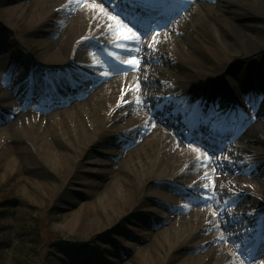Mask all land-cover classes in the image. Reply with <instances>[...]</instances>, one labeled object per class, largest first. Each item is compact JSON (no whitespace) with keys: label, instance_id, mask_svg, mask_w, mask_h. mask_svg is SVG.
<instances>
[{"label":"bare ground","instance_id":"obj_1","mask_svg":"<svg viewBox=\"0 0 264 264\" xmlns=\"http://www.w3.org/2000/svg\"><path fill=\"white\" fill-rule=\"evenodd\" d=\"M10 1L12 0H0V6H4L1 13L19 24L28 23L27 25L30 27L40 25L43 21L55 19L60 26L61 24L64 26L61 31L58 29L57 33L55 32L52 39L36 40V44H34L36 57L43 58L45 62L37 60L34 67L31 66V61H25L23 55H17L16 58L12 55L0 58V79L2 74L4 76L8 73L7 78L10 81L8 85L12 89L10 94L2 93L0 85V118L5 119L0 123L6 122L8 125L0 129V132L18 129L19 132L33 130L38 133L40 131L50 136H57L60 133L62 136L68 134L64 140L70 151L68 150L65 154H57L58 162L54 163L59 164L64 161L67 163V160H70L71 163L74 155L80 156L78 153L76 154V150L87 145L98 144L109 130H120L127 134V137L135 134L136 139L139 140L141 129L153 127L151 128L152 132L143 137L135 148L133 152L136 155L135 167L129 171L143 184L141 189L144 188L152 196L161 197L165 201L177 202L179 200L178 203H183V205L178 204L179 208H185L191 212L185 217L177 218L166 233L159 235L156 241H153L155 242L154 255L148 257L146 264H251L257 254L260 253L264 257V236H260L263 241L261 242L259 238L261 244L255 254L250 249L251 245L243 243V241H247L248 237L255 236L253 231L245 230L248 229L249 224L257 226L258 232L264 235V146L258 147L264 142L262 117L261 119L259 117L257 125L241 138H238L237 135L232 140L231 129L224 128L226 136H229L230 139L213 144L211 139H204L206 130L210 132L208 136H212L215 129L211 126L208 127L201 118L204 107L199 100L196 98L189 100V96L186 99L179 93L168 90H164V92L155 90L149 95H146L142 88L137 91L140 79L136 76L139 73H134L133 69L139 68V65L134 66L128 63L133 58L143 62H149L148 58H150L157 63L160 58L157 52L154 55L155 50H162V46L167 47L169 42L174 46L165 52L172 59L170 70H173V73H168L179 78L182 74L181 69H206L204 61L212 59L215 52L210 43L223 49L224 54H235L239 51L247 54L253 53L260 49L259 43L264 47V35L261 31L256 30V27L264 28V24L258 23L262 17L261 11H264V2L256 0H236L234 3L227 0H171L169 4H166L167 12L153 13L154 17L150 16V22L142 28L144 31L153 29L155 34L152 37L159 41L150 50H147L145 45L137 44L135 40L123 39L121 34L115 31L116 21L109 18V15L114 16L113 13L109 11V8L101 11L102 6L99 2L48 0L44 3H31L23 8H20L21 6L17 8L5 7ZM213 1L218 5L214 6L209 3ZM81 2L83 6H80ZM143 2L140 4L148 7L152 6L155 0ZM57 5L60 6L57 7ZM195 5L199 7L197 11L194 8ZM61 11H67L68 16L58 19L57 16H61ZM198 11L199 13H197ZM178 14L184 15V19L179 22L176 21ZM157 19L162 21L156 24ZM126 25L131 29L128 24ZM165 27H169L166 32L163 30ZM32 29L34 28L32 27ZM157 32H159V36L156 35ZM2 37L0 36V49L5 50L8 46V48L11 47V50L13 49L12 53L14 51L17 53L18 50L5 42L6 39ZM90 43L92 46L89 45ZM114 48L119 50H112ZM205 48L208 49V53H205ZM134 49H139V52L137 53ZM105 55L119 65V68H114L122 74L117 76L101 71L102 68L105 70L111 68V64L104 57ZM80 57L82 59H79ZM100 57H104V60H101ZM69 59L94 62V71L92 72L99 74L95 82L98 84L103 80L108 81L99 89H95L94 93L87 96L86 100L81 101V98L87 95L89 88H94L96 83L93 82L92 85L88 82L89 79H85L88 82V87L78 89V84L71 85L66 80L65 84L75 87L67 97L62 93L59 97V94L56 93L58 87L55 85L60 86L58 83L61 81L60 78L45 77L52 73H60L63 64ZM212 63V65H216V62ZM257 63L260 65L251 69L252 78L264 76L263 60L258 58ZM32 67L33 71L28 69ZM215 69L217 70L212 75L205 74L206 72L201 70L202 79L197 84L194 82L193 86L201 84L204 88L206 86L214 89L217 78H228L231 75L227 63H221L220 67ZM217 71H219L218 76ZM87 72H91V70ZM80 73L82 74L81 70L69 71L63 77L66 79L68 76L73 77ZM232 75L237 78L242 76V74H236L234 70ZM112 76L117 77L111 80ZM153 80L152 82H154ZM207 82L208 85H206ZM254 82L255 79H253ZM188 84L190 83H186V86ZM189 91L190 89L186 88L185 92L189 93ZM77 100L80 101L77 102ZM125 101H129V105L123 108ZM156 101L159 103L155 105L154 111L148 112L153 114L149 117L148 108L153 106V102L156 103ZM1 105H4L2 107L5 109ZM29 108H35L40 114H31L30 112L23 114L22 117L17 116L21 110L29 111ZM156 108H158L157 112H155ZM140 109H146V111L142 112ZM213 113L211 111L210 115L212 116ZM127 114L131 115L124 118ZM116 120H124V122L117 125ZM162 121L167 129L160 125ZM175 123L177 124L175 125ZM19 124H23L24 127H20ZM134 124L136 126H133ZM70 126L73 129L71 133L67 130V127ZM141 126L143 127L140 128ZM180 126L181 133H183V129L192 133L190 137L183 136L180 139L184 145L178 144L179 140L176 139L174 133L168 131L173 127H178L180 130ZM237 139H241V141L237 142ZM4 140L5 138L2 139L3 142ZM198 140H206L204 142L207 147L212 148L216 155L217 151L219 152L218 156L220 157L215 160L218 163L215 169L216 175L211 167L203 162V160L208 161L213 158L209 159L207 152L205 153V150L198 145ZM228 141L237 142L233 144L235 150L228 149L230 145ZM50 148L55 147L50 145ZM224 149V152H220ZM229 150L233 154L229 155L231 153ZM224 153H228V156H223ZM237 156L239 157L235 160L237 163H233L234 160H229ZM222 172L226 173L222 174ZM242 174L244 176H241ZM113 175L115 176V173ZM155 178L156 181H161L162 178L175 179L186 187H190L191 184L193 186L203 184L201 188L208 189V191L202 196L206 199L207 205H212L195 209L180 197L177 198L175 193L178 190L175 193L173 190L169 193L159 188H153L152 184L156 185V181L155 183L150 182ZM197 180L199 181L197 182ZM213 181H215L214 185ZM206 185L207 187H205ZM133 188L135 191L132 190L131 193L125 189L121 193L111 195L109 199L118 204L142 205L141 194L135 185H132L130 189ZM214 189L215 191H213ZM235 190L254 194L253 196L245 195L248 200L237 205L242 211L244 207L250 209L247 216H242L245 214L244 211L241 212V215L240 213L236 215L234 212L237 199L241 196ZM229 206L231 208H228ZM166 207L170 208H168V216L164 222L175 218L173 214L179 210L173 204L166 205ZM232 220L237 224L234 228L228 224ZM72 224L86 230L90 227L82 221L80 215L76 216ZM241 225L242 234H233V229L236 231ZM212 226H216L217 230L208 234L207 229ZM228 240L230 244L225 243ZM187 246L191 251L199 250L201 253L196 256L181 255L183 248ZM236 249L244 260L237 261ZM84 261L85 258L81 256L76 264H84ZM260 264H264V261Z\"/></svg>","mask_w":264,"mask_h":264},{"label":"rangeland","instance_id":"obj_2","mask_svg":"<svg viewBox=\"0 0 264 264\" xmlns=\"http://www.w3.org/2000/svg\"><path fill=\"white\" fill-rule=\"evenodd\" d=\"M46 1L48 0H12L5 7L17 8L21 6L20 8H23L31 3L38 4ZM227 1L234 3L236 0ZM256 1L264 2V0ZM98 2H100L103 10L108 7L106 2ZM209 3L214 6L218 5L215 1ZM60 5H57V7ZM2 7L4 6H0V36H3L2 38L6 39L5 42L15 47L18 52L15 53L14 51L12 53L13 49L11 50V47L8 48L7 46L5 50L0 49V58L2 56L7 58L11 55L16 58L17 55H23L25 61H31V66H34L37 60L45 62L43 58L38 59L36 57L34 46L36 40L52 39L55 32L57 33L58 29L61 31L64 25L61 24L60 26L55 19H50L47 22L43 21L37 26L29 27L28 23L22 25L14 19L2 15ZM194 8L197 11L199 7L195 5ZM261 14L262 17L258 23L262 25L264 24V11H261ZM60 15L57 16L58 19L68 16V12L61 11ZM113 15L116 16L115 13ZM183 19L184 15L178 14L176 21L179 22ZM168 28H164V32L168 31ZM256 30L261 31L264 35V28L259 29L256 27ZM153 34L154 32H151V35L147 38L141 35L143 38L141 44L145 45L147 50H150L149 45L153 44ZM96 43L98 44V42ZM167 44V47L162 46V50H155L154 55L157 52L160 58L157 63L153 62V59H150L149 62L140 61L139 68L133 69L134 73H139L136 76L140 79L139 86L136 88L137 91L142 88L145 90L146 95H149L155 90L157 92L168 90L179 93L186 99L189 96V100L196 98L204 107L201 113L203 121H205L206 116H209L207 119L208 126L213 127L215 131L221 130L222 132L224 128L231 129L232 134L230 137H232V140L237 135L238 138H241L253 129L259 122V117L260 119L262 117L264 122V76L252 78V74H250L251 69L253 70L260 65L257 63L258 58L264 62V47L260 43V49L250 54L243 51L235 54H224L223 49L210 43L215 52L212 59L204 61L206 62V69H181L182 74L179 78L174 77L175 75L171 76V73H173V70H170L172 59L165 52L168 48L172 49L174 45L169 42ZM117 49L112 50L116 51ZM205 53H208L207 48H205ZM103 58L101 60H104ZM25 61L23 62L25 63ZM212 62H216V65H212ZM93 63L69 59L63 64L60 73H52V75L45 78H60L59 88L63 89L60 93L67 97L71 94V91L70 86L65 84L64 81H69L71 85L78 83L79 89L87 88L88 82L92 85L93 82L96 83L95 80L99 74L92 72L94 71ZM221 63L229 64L231 75L228 78H217L214 89L206 86L204 88L201 84L193 86L194 82L197 84L202 79L201 70L206 72L205 74L212 75L217 70L215 68L220 67ZM114 67L117 66L111 63V68L107 70L102 68L101 71L110 72L112 75L117 76L122 74ZM28 69L33 71V67ZM78 70H81L83 75L80 73L64 79L63 76L69 71L77 72ZM88 70H91V72H87ZM233 70L238 75L242 74L241 78L234 77L232 75ZM216 74L218 76L219 71ZM117 76H112L111 80ZM1 77V79L5 78L4 80L0 79L1 92L10 94L12 89L8 85V82H10L7 78L8 73L4 76L2 74ZM85 79H89L88 82ZM152 79H154V82H152ZM253 79H255L254 83ZM106 81L108 80L100 81L93 86L94 88H89L87 95L83 96L81 101L86 100L87 96L92 95L94 90L99 89ZM186 83L190 84L186 86ZM206 85H208V82ZM186 88L190 89L189 93L185 92ZM157 103L159 102H153L154 105L148 108L147 113L154 111ZM128 105L129 101H125L123 108L128 107ZM140 110L142 112L146 111V109ZM157 110L158 108L155 112ZM211 111L214 112L212 116L210 115ZM30 112L31 114H40L35 108H29V111L21 110L17 113V116L22 117L23 114H29ZM148 114L149 117L153 115L152 113ZM130 115L127 114L124 118H128ZM224 119L230 121L228 125L223 123ZM2 120L5 119L0 118V122ZM116 121L117 125L122 121L124 122V120ZM160 125L164 127V121ZM7 126L6 122L0 123V129ZM19 126L24 127L23 124H19ZM133 126H136V124ZM67 128L70 133L73 132L71 126ZM151 128L141 129L139 140L136 139L135 134L127 137V134L122 133L120 130H109L104 138L99 140L98 144L87 145L76 150V154L78 153L80 156L76 157L77 155H74L75 157H73L71 163L70 160H67V163L64 161L59 162V164L54 163L55 161L58 162V159L56 160L57 154H65L69 150L64 140L68 134L62 136V133H60L57 136H50L33 130L20 131V133L18 129L15 131L10 129L4 131V133L0 132V264H76L81 256L85 258L84 264H146L148 257L154 255L155 242L153 241H156L159 235L166 233L177 218L185 217L191 212L185 208L180 209L178 204L183 205V203H178L179 200L177 202L165 201L161 197L152 196L144 188L141 189L143 184L129 171L135 167L136 155L133 154L135 148L143 137L152 132ZM168 131L174 133L176 139L179 140L178 144L184 145L180 140L183 136L178 134V127L168 129ZM226 137L230 139L229 136ZM1 138H5L4 142ZM236 141L240 142L241 139ZM237 142L231 143L228 141L230 144L228 149L235 150L233 144ZM50 145L55 148L51 149ZM262 146H264V142L258 145V147ZM231 150L229 151L231 152ZM204 152L206 153V151ZM208 154L207 152V156H210ZM231 154L233 153H229V155ZM223 156H228V153H224ZM218 157L220 156L211 155L213 159L203 160L211 167L215 175L217 173L215 169L218 166L215 160ZM238 158L237 156L229 160H234L233 163H237L235 160ZM113 173H115V176ZM225 173L222 172V174ZM160 180L162 182L156 181V178L151 181L150 183L156 181V185L152 184V187L166 192L173 190L174 193L178 190L175 193L178 196L177 198L180 197L181 200H184L186 204L195 209L212 205H207L206 199L202 196L208 191V189L201 188L203 184L196 186L191 184L192 186L186 187L175 179L162 178ZM132 185H135L139 194H141L140 196L143 198L142 205L118 204L109 199L111 195L121 193L125 189H128L126 191L129 193L132 190L135 191L134 188L130 189ZM235 191L241 196L237 199L234 212H236V215H239V213L241 215V212L244 211L245 214L242 216H247L250 209L244 207L242 211L237 205L248 200L245 195L253 196L254 194ZM175 194L171 193L173 196H176ZM171 204L179 210L173 214L175 218L164 222L168 216V208H170L166 205L171 206ZM78 215L81 216L82 221L88 227L90 226L89 229L78 228L77 225L73 226L72 221ZM232 221L228 224L234 228L237 224ZM249 225L248 229L245 230H251L257 235V226L254 224ZM241 227L242 225L236 231L233 229V234H242ZM216 228V226L208 228V234L215 232ZM253 239L248 238L247 242L251 243ZM229 242L228 240L225 243ZM235 252L237 261L244 260L237 249ZM199 253H201L199 250L193 252L187 246L183 248L180 254L196 256ZM263 261L264 257L253 260L251 264H260Z\"/></svg>","mask_w":264,"mask_h":264},{"label":"snow or ice","instance_id":"obj_3","mask_svg":"<svg viewBox=\"0 0 264 264\" xmlns=\"http://www.w3.org/2000/svg\"><path fill=\"white\" fill-rule=\"evenodd\" d=\"M106 2L109 4V7H112L114 11H117L119 5H121V4L127 5L129 0H115V4H113L112 0H106ZM80 6H83L82 3L80 4ZM101 11H104V10L101 9ZM130 15H131V13L129 10H127L125 8H119L118 15L117 16L109 15V18L116 21L115 31L119 32L123 39L135 40V42L137 44H140L143 42L140 32H135L132 29H129L127 27V25L123 22V20L119 19V16H123L125 20H129ZM129 23H131L130 20H129ZM126 29H127V31H125ZM144 35L145 36L151 35V31L145 30ZM156 35L159 36V32H157ZM158 42L159 41H157L156 38L153 37V44H150L149 48H152L154 46V44L158 43ZM134 51H136L138 53L139 49H134ZM148 59L150 60V58H148ZM128 63L136 66L140 63V60L137 58H133V59L129 60ZM252 107H254V105H252ZM209 159H211V157H209ZM214 183H215V181H213V185H214ZM205 187H207V185Z\"/></svg>","mask_w":264,"mask_h":264}]
</instances>
